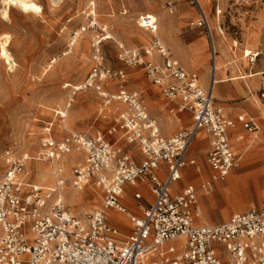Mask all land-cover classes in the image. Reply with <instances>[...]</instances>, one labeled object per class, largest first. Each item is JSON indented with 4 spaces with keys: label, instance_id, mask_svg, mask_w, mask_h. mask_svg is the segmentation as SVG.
<instances>
[{
    "label": "built area",
    "instance_id": "obj_1",
    "mask_svg": "<svg viewBox=\"0 0 264 264\" xmlns=\"http://www.w3.org/2000/svg\"><path fill=\"white\" fill-rule=\"evenodd\" d=\"M191 1L200 10L197 26L212 39L199 0ZM220 1L215 0L217 15L222 13ZM229 1L238 4L241 0ZM87 16L89 27H94L95 16ZM138 24L152 33L158 30L150 13L140 15ZM102 32L94 42L95 64L74 90L96 91L103 99L100 115L114 102L124 107L105 133H70L57 139L53 125L47 126L38 155L53 163L56 181L52 186L41 187L32 180L30 162L34 159L27 153L6 152V169L0 179V264H264V205L261 210L234 214L227 222L202 224L197 189L193 184L179 188L184 169L197 164L190 151L200 132L210 135L206 162L213 174L203 185L210 188L240 165L230 132L239 124L256 132L257 121L246 114L233 119L217 107L212 90L201 85L196 73L186 71L158 37L145 55L156 52L161 63L145 61L139 50L120 45L122 60L143 65L151 82L179 110L191 114L189 128L165 137L137 92L109 90V80L126 74L105 64L101 44L108 35L106 29ZM77 38L78 31L70 46ZM211 53L213 58L217 54L213 41ZM258 54L250 51L247 57L254 62ZM68 154L76 156L71 176L66 177L61 163ZM140 182L149 184L153 199L136 215L120 199L126 185ZM68 185L81 192L100 189L101 207L86 212L84 218L75 214L65 200ZM134 198L141 200L143 194L135 192ZM109 210L130 217L132 229L124 240L120 239L122 229L111 223Z\"/></svg>",
    "mask_w": 264,
    "mask_h": 264
},
{
    "label": "rangeland",
    "instance_id": "obj_2",
    "mask_svg": "<svg viewBox=\"0 0 264 264\" xmlns=\"http://www.w3.org/2000/svg\"><path fill=\"white\" fill-rule=\"evenodd\" d=\"M33 1L42 7L43 14L26 12L15 4L11 5L8 15H5L6 5L4 0H0V38L3 34L10 36L8 50L16 64L11 67L0 57V179L6 169L7 151L16 154L27 153L34 159L30 162L32 180L41 187L52 186L56 181L54 175L46 179L44 175L38 174V166L42 162L51 164L53 172V163L40 160L38 155L42 150L41 141L47 137V126L52 124L53 136L62 139L70 133L87 135L105 133L115 123L124 107L123 104L114 102L100 115L103 99L96 91L74 90V86L84 83L95 64L94 42L97 36L103 34L102 29H106L109 36L101 44L105 64L112 69L123 70L126 74L122 79L109 80V90L112 93L123 89L137 92L143 101L155 108L154 98L161 97L166 101L167 97L162 89L158 85L155 86L147 77L143 65H129L121 59L120 45L127 49L139 50L145 61L161 63L162 60L156 52L151 57L146 56L145 49L151 48L155 37L161 38V34L165 32L162 26L164 21L169 19L180 23L183 21L181 18H184L183 12L192 9L194 17L180 23L178 33L188 42L196 34L203 37L205 52L199 61L200 67L192 72L198 75L202 86V74L206 75V84L210 82L213 66L210 53L212 39L204 28L197 26L200 16L197 6L191 0ZM212 1L214 7L215 0ZM172 8L176 10L175 13H172ZM220 8L222 13L216 14L215 20L218 31L220 32L221 28L223 34L216 36L217 41L227 48L232 65L236 67L233 75L235 77L244 75L247 81L256 80L257 88H252L249 96L255 94L258 99L264 83V74L255 77L248 74L264 72V0H241L238 4L221 0ZM89 13L95 16L94 27H89L90 19L87 16ZM145 13L152 14L153 19L157 20L158 30L154 33L138 24L139 16ZM214 14L213 9L211 15ZM83 27L86 30L81 33ZM77 31L78 38L74 45L70 46L72 36ZM250 51L259 53L254 62L247 57ZM152 87L157 91L153 97L149 94ZM168 101L170 103L168 109L172 111L175 106ZM174 112L178 116L188 113L178 112L177 109ZM242 113L238 112L233 116L227 111L234 119ZM254 118L259 125L256 131L260 133L256 138L258 144L250 149L246 160L240 159L239 167L229 175L232 177L231 181H228V176L225 180L215 182L209 188L211 193L208 197L201 196L200 190L211 178L212 171L205 169L204 177H199L194 182L191 179L181 181V185L195 186L199 196V208L203 212H200L202 215L200 217L206 218L210 223L227 222L231 215L237 212L263 208L264 120ZM189 125L190 123L180 126L167 137L175 135ZM238 128L242 130L241 135L248 144L256 132L246 130L241 124ZM235 144L232 139L233 149L241 157L239 150L243 152V149ZM191 150H195V147L192 146ZM61 164L64 167V175L71 176L75 164L74 155H66ZM96 189L99 192L98 188ZM257 190L261 195L257 194ZM64 194L66 202L75 207L76 211L81 209L89 211L102 205L99 196L95 201H92L91 197L90 200L80 199V194L70 185L64 188ZM140 203L143 204L145 201L142 200ZM221 210H225L226 214L223 215ZM128 218L130 220L129 216ZM204 218L199 220V223H207ZM131 227L130 222L120 239H125L131 232Z\"/></svg>",
    "mask_w": 264,
    "mask_h": 264
},
{
    "label": "crops",
    "instance_id": "obj_3",
    "mask_svg": "<svg viewBox=\"0 0 264 264\" xmlns=\"http://www.w3.org/2000/svg\"><path fill=\"white\" fill-rule=\"evenodd\" d=\"M201 7L202 9H204L203 11L207 15L205 8L202 5ZM214 10H215V6H214ZM175 11L176 10H174L172 13H175ZM198 12L200 16L199 9H198ZM183 15H184V18H181V20H183L182 22H180L181 24L188 21L192 17H194V11L192 9H187L183 12ZM180 23H177L176 20L171 21L169 19L164 21L162 23V26L165 32L161 34V38L159 36L158 38L162 39L161 41L164 42L163 44L166 47H168L172 57L174 59L176 58L175 60H177L185 68L186 71L193 73L192 71L200 67L199 61L201 60V57L204 55V52H205V47L203 44V37L199 36V34H196L195 36L191 38L189 42L186 41V39L180 36L178 33L180 29ZM212 41L214 43V46L217 52L216 56L213 58L212 53H211V48H210L211 59L213 61V66H211V78L213 74V67L215 68V64H217V68H215V77H214V78H217V80H216V83L214 82L215 83L214 86L212 85L214 88L212 89V91L214 90V99H215L216 106L221 108L226 114H227V111H229V113L234 116L238 112H243L242 114H246L248 117L254 116L258 119L264 120V101H262V97H261L264 83H263V87L261 88V93H260L259 98L257 99L256 98L257 95L255 94H253L250 97L249 94L250 92L252 93V88L253 89L257 88L258 83L256 82V80H253V81H247L246 79L234 80L233 78L235 76L233 74L236 72V67L232 65L229 54L227 53V48L222 46L223 43H219L217 41V38L214 37L213 32H212ZM234 46L236 45L234 44ZM252 53L255 54L256 52L252 51ZM247 54L249 55L250 52H248ZM215 58L217 59L216 61H215ZM263 74L264 72H256V73H251L248 75H253L252 77H255V76H259ZM201 76H202L201 79L203 78L202 79L203 87L205 89H210V82L208 85L206 84V75L202 74ZM252 77H249V78H252ZM156 92H157L156 89L152 87L149 91V94H151L153 97V95H155ZM153 100H154L153 106L154 107L156 106L155 108L151 107V105L149 106L145 101L144 103L151 117L157 120V124L161 130V133L164 136L166 137L170 136V134L176 131L180 126H184L190 123L188 127L183 128V129H186L192 125L191 114L185 113L186 115H183V116H178L177 114H175L174 110L176 109L178 110V112H184V111L179 110L176 106V103L172 101L171 99L167 98L165 101L163 98L157 97V98H154ZM168 100H170L175 106L172 108V111L168 109V106L170 104ZM241 133H242V130H239V128L237 127L236 129L230 132V138H231V142H232V139L233 140L237 139L235 140L236 142L235 145H237L238 141L243 142L242 146H239L240 148L243 149V152H241L240 150L239 152L241 154V157H240L241 160L242 159L246 160L248 158V153L250 149L258 144V141L256 140V138L260 136V133L256 132L254 135V138L251 139L250 142H248V144L246 143L247 142L246 139L242 137ZM209 142H210V135L207 134L206 132L203 131L197 135L192 145L193 147H195V150L190 151L191 152L190 156L196 159L197 164L190 165L186 169H184L181 181L182 180L188 181V179H191L194 182L196 181L197 178L204 177L205 169L209 172L212 171L206 162V150H207ZM245 143L247 144L246 147H245ZM212 174H213V171H212ZM231 180H232V177L229 176L228 181H231ZM181 181L179 182V188L186 186V185H181ZM98 190L100 192L99 194V199H100L102 191L100 189ZM88 192H89V188L86 191L80 193V196ZM135 192H141L143 194V198L141 200L135 199L134 198ZM210 193L211 192L209 188L202 186V189L200 190L201 196L208 197ZM257 194L261 195V192L257 190ZM90 197L92 196H87L86 199L90 200L91 199ZM152 199H153V196L150 191L149 184L147 182H140L135 186L129 185V184L126 185L124 195L121 197L120 201L130 212L136 215H141L143 212V209L152 202ZM142 200L145 201V203L141 204L140 202ZM233 200H234V197L231 198V201ZM200 212H201V209H200ZM221 213L225 215L226 211L221 210ZM239 213H244V212H237L235 214H239ZM108 215L110 217L111 223L119 226L123 232L125 231V229L129 226L131 222L127 214L120 213L116 210H109ZM113 216L115 217L121 216L123 217L124 221H121L119 219L116 220ZM202 218L204 217H200L199 220H201ZM207 223H210V221L207 220ZM0 232H1V228H0Z\"/></svg>",
    "mask_w": 264,
    "mask_h": 264
},
{
    "label": "bare ground",
    "instance_id": "obj_4",
    "mask_svg": "<svg viewBox=\"0 0 264 264\" xmlns=\"http://www.w3.org/2000/svg\"><path fill=\"white\" fill-rule=\"evenodd\" d=\"M199 2L205 8V11L207 12L208 20H209V23H210L211 30H212V32L214 34V37H216V36L219 37L220 34H223V30L220 28V32L218 31V25H217L216 20H215V16H216L217 12L215 11V14L214 15H211V13H213V9H214V7H213V1L212 0H199ZM4 3L6 5L5 12H4L5 15H8V12H9V9H10L11 5H15V4H18L19 6H21L26 12H34L36 14H43L42 13V10L43 9L41 10L42 7L38 6L33 0H4ZM220 4H221V1H220ZM174 10L175 9L172 8L171 11L173 12ZM209 15H210V17H209ZM107 38H109V36ZM0 39L2 40V42L0 43V57L6 61V64L7 65H10L11 67L14 66V65H16L13 57L11 56V54H10V52L8 50V47L10 45V40H9L10 39V36L8 34H3ZM151 56H153V54ZM216 60L217 59L215 58V61ZM215 68H217V64H215ZM215 68L213 67V74H212V78L210 80V90L214 89L213 86H214V84L216 83V80H217V78H214L215 77ZM245 78H246V76L243 75L241 77H234L233 79L234 80H237V79H245ZM212 94L214 96V90L212 91ZM201 140H202V138H201ZM235 140H237V139H235ZM242 143L243 142L238 141L237 145L238 146H242ZM73 155H74V157L76 156V154H73ZM51 168H52L51 167V164L50 165H47V164H44L42 162L38 166V174L39 175H44V178L49 179L50 178V175H54L53 172H51ZM65 187H67V186H65ZM71 187H72V189L76 193H79L80 194V193L84 192V191L81 192V191L76 190L73 186H71ZM87 196H92L91 197L92 198V201H95V200H97V198L99 196V192L94 187L93 188H89V192L88 193H85V194H82L80 197L82 199H85ZM71 208H72V210H73V212L75 214L79 215L82 218H84V214L86 212H88L87 209H81L80 211H76L75 207H73L72 205H71ZM91 210H89V211H91ZM82 211H84L83 214H81ZM113 217L116 220L119 219L121 221H124V219L121 216H119V217L113 216Z\"/></svg>",
    "mask_w": 264,
    "mask_h": 264
}]
</instances>
